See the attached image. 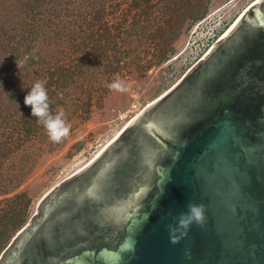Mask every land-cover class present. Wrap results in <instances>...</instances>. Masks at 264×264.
<instances>
[{"label":"water","instance_id":"water-1","mask_svg":"<svg viewBox=\"0 0 264 264\" xmlns=\"http://www.w3.org/2000/svg\"><path fill=\"white\" fill-rule=\"evenodd\" d=\"M189 202L206 222L172 243ZM0 264H264V0L44 195Z\"/></svg>","mask_w":264,"mask_h":264},{"label":"trees","instance_id":"trees-1","mask_svg":"<svg viewBox=\"0 0 264 264\" xmlns=\"http://www.w3.org/2000/svg\"><path fill=\"white\" fill-rule=\"evenodd\" d=\"M211 3L0 0V255L30 219L32 198L21 186L66 141L53 142L31 115L30 87L44 82L53 114L63 111L72 128L101 106L114 80L145 77L175 56Z\"/></svg>","mask_w":264,"mask_h":264},{"label":"rangeland","instance_id":"rangeland-1","mask_svg":"<svg viewBox=\"0 0 264 264\" xmlns=\"http://www.w3.org/2000/svg\"><path fill=\"white\" fill-rule=\"evenodd\" d=\"M256 1L212 0L207 15L195 22H201L198 28L200 43L212 36L210 47L204 55L236 22L242 12ZM221 30L223 31L217 35ZM189 37L190 31L179 42V52L162 65L152 68L147 76L131 75L122 79L128 91L110 89L101 106L93 109L89 119L75 122L64 145L40 159L34 175L20 188L32 198L29 221L36 212L37 203L44 195L90 162L132 118L172 88L204 56L185 67L199 50L197 43L188 45Z\"/></svg>","mask_w":264,"mask_h":264},{"label":"clouds","instance_id":"clouds-1","mask_svg":"<svg viewBox=\"0 0 264 264\" xmlns=\"http://www.w3.org/2000/svg\"><path fill=\"white\" fill-rule=\"evenodd\" d=\"M108 87L119 92L128 91L125 82L119 78L110 83ZM24 104L30 106L31 115L43 123L49 138L53 142H61L63 138L68 136L71 126L66 123V116L63 111L53 114L44 82L38 80L30 87V91L24 97ZM205 213L206 205L189 202L187 211L173 217L176 223L169 225L171 242L178 243L181 236H186L194 223L203 227L206 222Z\"/></svg>","mask_w":264,"mask_h":264},{"label":"built area","instance_id":"built-area-1","mask_svg":"<svg viewBox=\"0 0 264 264\" xmlns=\"http://www.w3.org/2000/svg\"><path fill=\"white\" fill-rule=\"evenodd\" d=\"M201 26V22H198V23H196L194 26H193V28H192V30L190 31V37L188 38V41H189V43H188V45L190 44V43H192V44H194V43H197V44H199V50L197 51V53L195 54V57H196V55L198 54V52H200V50H202V49H204V48H206L208 45V47H210V41H211V37L209 36V38H207V39H205L204 40V42L203 43H200V40H199V38H198V35H199V31H198V28ZM204 30V29H203ZM202 30V31H203ZM188 47V46H187ZM208 47H207V49L206 50H208ZM206 50L198 57V59L199 58H201L203 55H204V53L206 52Z\"/></svg>","mask_w":264,"mask_h":264}]
</instances>
